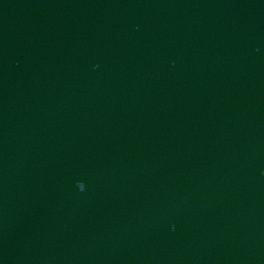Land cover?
Listing matches in <instances>:
<instances>
[{"label": "water", "instance_id": "obj_1", "mask_svg": "<svg viewBox=\"0 0 264 264\" xmlns=\"http://www.w3.org/2000/svg\"><path fill=\"white\" fill-rule=\"evenodd\" d=\"M0 264H264V0H0Z\"/></svg>", "mask_w": 264, "mask_h": 264}]
</instances>
